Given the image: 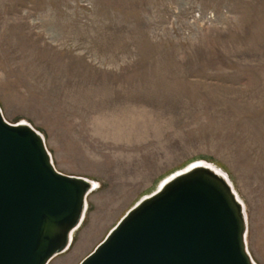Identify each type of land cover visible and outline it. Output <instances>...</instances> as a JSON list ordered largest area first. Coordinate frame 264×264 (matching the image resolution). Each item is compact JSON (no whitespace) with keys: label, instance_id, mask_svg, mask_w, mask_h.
Segmentation results:
<instances>
[{"label":"rangeland","instance_id":"rangeland-1","mask_svg":"<svg viewBox=\"0 0 264 264\" xmlns=\"http://www.w3.org/2000/svg\"><path fill=\"white\" fill-rule=\"evenodd\" d=\"M0 108L97 182L49 264H78L194 162L228 177L264 264V0H0Z\"/></svg>","mask_w":264,"mask_h":264},{"label":"water","instance_id":"water-1","mask_svg":"<svg viewBox=\"0 0 264 264\" xmlns=\"http://www.w3.org/2000/svg\"><path fill=\"white\" fill-rule=\"evenodd\" d=\"M97 182L59 171L44 137L0 108V264H49L67 251ZM228 177L194 162L142 196L78 264H257Z\"/></svg>","mask_w":264,"mask_h":264}]
</instances>
